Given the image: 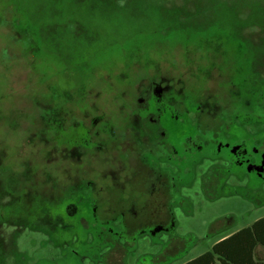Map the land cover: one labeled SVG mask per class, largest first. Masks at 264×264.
Instances as JSON below:
<instances>
[{
    "label": "rangeland",
    "instance_id": "obj_1",
    "mask_svg": "<svg viewBox=\"0 0 264 264\" xmlns=\"http://www.w3.org/2000/svg\"><path fill=\"white\" fill-rule=\"evenodd\" d=\"M262 214L264 0H0V264H179Z\"/></svg>",
    "mask_w": 264,
    "mask_h": 264
},
{
    "label": "trees",
    "instance_id": "obj_2",
    "mask_svg": "<svg viewBox=\"0 0 264 264\" xmlns=\"http://www.w3.org/2000/svg\"><path fill=\"white\" fill-rule=\"evenodd\" d=\"M264 245V214L216 240L212 247L182 264H264L255 248Z\"/></svg>",
    "mask_w": 264,
    "mask_h": 264
},
{
    "label": "crops",
    "instance_id": "obj_3",
    "mask_svg": "<svg viewBox=\"0 0 264 264\" xmlns=\"http://www.w3.org/2000/svg\"><path fill=\"white\" fill-rule=\"evenodd\" d=\"M263 215V214H262ZM259 216H261V215H259ZM258 216V217H259ZM257 218V217H256ZM255 218V219H256ZM254 219V220H255ZM253 220V221H254ZM253 221H250V222H248L247 224H250L251 222H253ZM247 224H245V225H247ZM244 226V225H243ZM242 227V226H241ZM238 228H240V227H238ZM237 228V229H238ZM234 230H236V229H234ZM234 230H232V231H234ZM232 231H229V232H227L226 234H223V235H221V236H219L217 239H215L214 241H213V243L216 241V240H218V239H220V238H222V237H224L225 235H228L229 233H231ZM213 245V244H212ZM172 249H174V248H172ZM120 254H117V255H115V256H113L112 257V262L111 263H113V264H126V263H124V261L123 260H121V257L119 256ZM255 257L257 258V259H264V245H262V244H258L257 246H256V248H255ZM190 259V258H189ZM188 260V259H187ZM186 261V260H185ZM184 261H181L179 264H182Z\"/></svg>",
    "mask_w": 264,
    "mask_h": 264
}]
</instances>
